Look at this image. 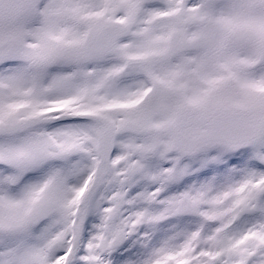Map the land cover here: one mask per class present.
<instances>
[{
    "label": "snow or ice",
    "instance_id": "6c2138e0",
    "mask_svg": "<svg viewBox=\"0 0 264 264\" xmlns=\"http://www.w3.org/2000/svg\"><path fill=\"white\" fill-rule=\"evenodd\" d=\"M0 264H264V0H0Z\"/></svg>",
    "mask_w": 264,
    "mask_h": 264
}]
</instances>
